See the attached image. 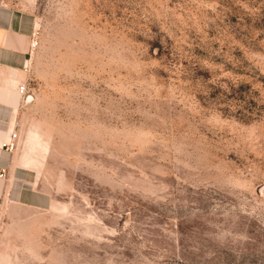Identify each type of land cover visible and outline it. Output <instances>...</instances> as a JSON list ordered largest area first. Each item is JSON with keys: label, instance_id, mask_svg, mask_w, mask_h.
Instances as JSON below:
<instances>
[{"label": "rangeland", "instance_id": "obj_1", "mask_svg": "<svg viewBox=\"0 0 264 264\" xmlns=\"http://www.w3.org/2000/svg\"><path fill=\"white\" fill-rule=\"evenodd\" d=\"M33 12L20 126L50 201L0 218V264H264V0Z\"/></svg>", "mask_w": 264, "mask_h": 264}, {"label": "crops", "instance_id": "obj_2", "mask_svg": "<svg viewBox=\"0 0 264 264\" xmlns=\"http://www.w3.org/2000/svg\"><path fill=\"white\" fill-rule=\"evenodd\" d=\"M35 1L0 0V218L12 205L33 209L50 201L45 191L36 188L34 169L40 148L20 126L29 102L19 86L27 83L35 49L31 45L36 37Z\"/></svg>", "mask_w": 264, "mask_h": 264}, {"label": "built area", "instance_id": "obj_3", "mask_svg": "<svg viewBox=\"0 0 264 264\" xmlns=\"http://www.w3.org/2000/svg\"><path fill=\"white\" fill-rule=\"evenodd\" d=\"M36 44H37V38L34 37V38L32 39V41H31V45H32V47H35ZM19 89L23 92V91L26 89V85H25V84H21V85L19 86ZM12 135H13V137H15V136H16V132H15V131L12 132ZM10 146H13V142L10 143Z\"/></svg>", "mask_w": 264, "mask_h": 264}]
</instances>
